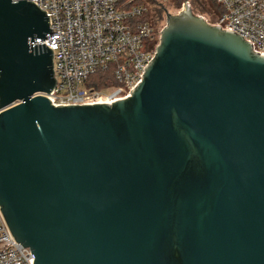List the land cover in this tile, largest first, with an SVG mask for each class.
<instances>
[{
    "label": "water",
    "instance_id": "1",
    "mask_svg": "<svg viewBox=\"0 0 264 264\" xmlns=\"http://www.w3.org/2000/svg\"><path fill=\"white\" fill-rule=\"evenodd\" d=\"M49 33L0 0V208L32 264H264V57L187 9L130 98L55 107Z\"/></svg>",
    "mask_w": 264,
    "mask_h": 264
},
{
    "label": "built area",
    "instance_id": "2",
    "mask_svg": "<svg viewBox=\"0 0 264 264\" xmlns=\"http://www.w3.org/2000/svg\"><path fill=\"white\" fill-rule=\"evenodd\" d=\"M33 3L49 19L50 33L32 43L53 51L56 87L48 98L55 107L105 104L130 98L155 58L167 15L189 9L208 24L236 33L264 57V0H217L213 18L198 14L189 0L166 8L169 0H151L165 15L153 19L144 0H13ZM146 47V48H145ZM112 72L113 85L89 86L96 74ZM35 255L17 243L0 208V264H32Z\"/></svg>",
    "mask_w": 264,
    "mask_h": 264
},
{
    "label": "rangeland",
    "instance_id": "3",
    "mask_svg": "<svg viewBox=\"0 0 264 264\" xmlns=\"http://www.w3.org/2000/svg\"><path fill=\"white\" fill-rule=\"evenodd\" d=\"M184 1L186 0H169L166 8H169V11L173 13L174 8L181 5V3ZM144 2L148 5H151L153 19L157 18L160 20V22L165 20V15H163V12L160 10V8H157L151 0H144ZM189 2H191L198 14L204 15L205 17L209 16L210 18H213L215 14L219 13V8H215L210 0H189Z\"/></svg>",
    "mask_w": 264,
    "mask_h": 264
},
{
    "label": "trees",
    "instance_id": "4",
    "mask_svg": "<svg viewBox=\"0 0 264 264\" xmlns=\"http://www.w3.org/2000/svg\"><path fill=\"white\" fill-rule=\"evenodd\" d=\"M215 8L218 7L217 0H210ZM219 8V7H218ZM89 86L95 87L96 89H103L110 86L113 83L112 72L99 73L91 77L89 80ZM113 85V84H112Z\"/></svg>",
    "mask_w": 264,
    "mask_h": 264
}]
</instances>
